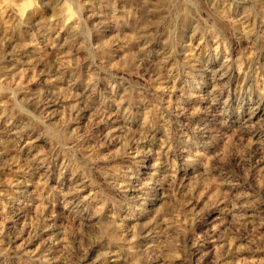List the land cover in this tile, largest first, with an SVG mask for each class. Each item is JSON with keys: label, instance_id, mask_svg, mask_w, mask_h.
I'll use <instances>...</instances> for the list:
<instances>
[{"label": "clouds", "instance_id": "obj_1", "mask_svg": "<svg viewBox=\"0 0 264 264\" xmlns=\"http://www.w3.org/2000/svg\"><path fill=\"white\" fill-rule=\"evenodd\" d=\"M0 98V264H264V0H0Z\"/></svg>", "mask_w": 264, "mask_h": 264}, {"label": "rangeland", "instance_id": "obj_2", "mask_svg": "<svg viewBox=\"0 0 264 264\" xmlns=\"http://www.w3.org/2000/svg\"><path fill=\"white\" fill-rule=\"evenodd\" d=\"M118 6H119V5H118ZM28 51L31 52L32 49L29 48ZM9 66H11V65H9ZM43 67H44V65H40V69H42ZM38 71H39V69H38ZM44 79H45V77H40V80L35 81L33 84L29 85V88H30L32 91H35L37 85L40 83L41 80H44ZM25 82H26V79H25ZM22 95H23V94H21V96H22ZM18 98H20V97H18ZM3 103H4V99H3V98H0V111H3V107H2ZM53 107H55V106H53ZM47 110H48V111H51V110H52V107L48 108ZM15 123H17V122H14V125H15ZM14 130H15V127L13 126V131H14ZM54 134H55V130H54ZM33 139H35V137H33ZM42 146H43V141H42V140H38V141H36V147H42Z\"/></svg>", "mask_w": 264, "mask_h": 264}]
</instances>
